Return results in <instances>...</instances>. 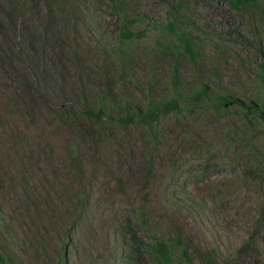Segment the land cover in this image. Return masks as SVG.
I'll list each match as a JSON object with an SVG mask.
<instances>
[{
    "label": "rangeland",
    "instance_id": "obj_1",
    "mask_svg": "<svg viewBox=\"0 0 264 264\" xmlns=\"http://www.w3.org/2000/svg\"><path fill=\"white\" fill-rule=\"evenodd\" d=\"M260 7L0 0V246L14 264H59L65 245L63 264H133L128 222L146 243L181 231L224 264H255L237 249L264 213L263 122L196 96L207 85L256 98ZM169 97L182 112L152 126L119 120ZM87 107L104 110L91 130ZM258 239L264 264V227Z\"/></svg>",
    "mask_w": 264,
    "mask_h": 264
},
{
    "label": "trees",
    "instance_id": "obj_2",
    "mask_svg": "<svg viewBox=\"0 0 264 264\" xmlns=\"http://www.w3.org/2000/svg\"><path fill=\"white\" fill-rule=\"evenodd\" d=\"M116 3V0H111ZM261 0H229L232 8L237 12L260 10ZM168 29L172 34H175L177 43L182 44L187 53L196 56L194 48V38L190 33L180 30L174 24H170ZM142 33H134L129 30H124L122 36L130 39L134 36L142 37ZM260 44L262 45L261 39ZM260 62L258 63V71L256 78L258 82L259 90L256 93V98L245 99L235 98L227 94H210L209 87L203 85L202 89L197 93L199 99L202 95H206V98L212 103L213 106L224 108L229 104H237L243 108V113L248 116L252 115L255 118H259L263 122L262 132L264 133V48L260 47ZM177 73V72H176ZM30 92L33 94L36 89L34 83H31L29 87ZM131 101L127 102V106L130 108ZM183 107L180 101L176 97H169L167 99H151L148 101L146 107L143 109L140 106H136L132 114H126L119 118L120 122L124 125H130L132 123H143L148 126H152L153 123L161 116L168 113H180ZM88 122L85 123V127L89 130L93 129L95 123L102 119L104 116L103 108L95 110L91 107L85 109ZM76 115V114H75ZM153 137L157 139V135L153 132ZM143 223H147V220L143 218ZM258 232L252 233L247 240L237 249V257L242 258L243 261L247 255L255 257V264H261L263 261L262 253L259 251V239L258 233L261 231V227H264V213L258 220ZM126 230L130 237V250L131 261L133 264H224L219 260L218 249L215 247H202L193 245L191 240L184 238L181 231H176L175 235H170L167 238H160L154 243H146L141 239L131 222L126 225ZM69 236L67 240L69 241ZM67 253V245L62 248L61 259L59 264H63L64 258ZM14 264V257L9 253L3 245L0 246V263Z\"/></svg>",
    "mask_w": 264,
    "mask_h": 264
}]
</instances>
